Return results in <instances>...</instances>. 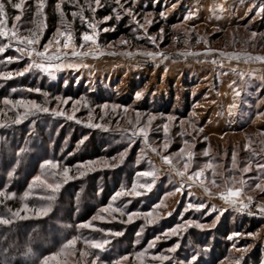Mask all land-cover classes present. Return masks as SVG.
Listing matches in <instances>:
<instances>
[{"label":"rangeland","instance_id":"1","mask_svg":"<svg viewBox=\"0 0 264 264\" xmlns=\"http://www.w3.org/2000/svg\"><path fill=\"white\" fill-rule=\"evenodd\" d=\"M91 2L64 0L61 15L56 10V0H46L43 17L35 14L34 0H24L20 10L6 5L9 28L14 17L22 13L15 21L20 34L44 25L37 48H42L58 28L71 31L76 45H80L83 32L91 31L89 22L109 30L99 32L98 50L95 45L90 49L88 44L77 48L96 50L95 55H65L57 61L65 66L54 75L32 69L22 76L0 79V216L11 221L0 223L2 230L9 228L3 235L0 231V253L12 256L15 244L8 237L21 230V234L34 236V241H46L49 247H57L52 236L63 240L62 247L48 256V264H91L97 255V264H113L122 256L128 258L120 264H141L135 254L145 249L144 264H189L186 258L193 254H198L200 264H236L241 256L239 264H255L257 250L263 255L264 249V214L258 207L264 205V191L255 188L256 183L264 187V170L256 167L257 163L264 164V61L254 59L264 56V0H120L123 7L132 6L135 20L115 0H101L103 7L95 13L89 9ZM110 3L115 9L113 19L116 12L121 13L119 20L129 28L128 34L112 36L115 28L111 20L103 21L100 11ZM161 12L165 15L161 16ZM189 12L194 15L185 19ZM144 30L155 37V43L144 35ZM121 39L127 43L121 44ZM6 42L0 39V45ZM209 48L216 51L205 55ZM60 51L67 53L71 48ZM145 52L164 56L152 58L142 55ZM221 53H236L239 59ZM20 55L9 47L0 54V61ZM30 59L39 62L35 56L24 55L11 63H0V71H19ZM36 88L41 91H29ZM235 91L240 95L235 96ZM5 99L35 101L49 111L29 108L30 114L21 115L19 122L13 123L25 110L5 104ZM233 103L236 108L230 115L229 105ZM113 105L119 107L113 109ZM61 111L65 115L54 114ZM69 115L74 118L68 119ZM137 115L141 124L153 117L147 126V138L131 137L126 131L136 125ZM91 124L103 127H90ZM185 140L189 141L188 150L194 153L188 172L205 167L209 161L214 165L215 185L211 183L213 170L205 171L210 194L204 192L199 181L192 182L189 188L188 173L183 178L177 175V170H184L179 149L185 146ZM165 143L167 149L163 148ZM163 156H169L172 163H165ZM48 160L58 162L57 166L45 164ZM89 161L93 163H86ZM249 162L251 170L243 173L245 183L240 198L247 202L250 196L252 203L241 210L216 194L225 191L226 185L240 187L239 183L231 184L229 177L239 182L241 170ZM65 167L71 179L62 175ZM151 170H155V183L150 191L138 197L112 199L133 183L151 182L153 177L137 175ZM182 180L183 191L174 192ZM56 184L60 185L58 189L49 187ZM161 200L166 207L162 205L158 210L157 222L147 224L143 216L124 222L127 212H147ZM189 202H203L206 207L184 211ZM109 205L121 211H104ZM44 207L49 210L37 214ZM17 211L19 216L14 217L12 213ZM187 220L205 227L193 224L178 236L156 239ZM85 223L94 227H83ZM60 228L70 231L65 235ZM233 233L240 235L232 236ZM73 237H77L74 247L65 248ZM24 239L18 238L20 245L27 244V237ZM104 239L109 243L103 250L84 243ZM150 242L155 246L149 248ZM177 242L176 251L169 252ZM28 251L23 260L36 253ZM159 254L169 259L152 258ZM259 264H264V256Z\"/></svg>","mask_w":264,"mask_h":264},{"label":"snow or ice","instance_id":"2","mask_svg":"<svg viewBox=\"0 0 264 264\" xmlns=\"http://www.w3.org/2000/svg\"><path fill=\"white\" fill-rule=\"evenodd\" d=\"M128 0H125V3H127ZM135 2V0H133V3ZM64 3V0H56V10L59 11L61 13V15H63V8L62 5ZM116 5L122 9L123 12L127 13L129 16H131L133 18V20H135V17L133 16V9L132 6H129L127 8L123 7V5H121L120 0H115ZM10 4L12 8L20 10L23 7L24 4V0H18V2H13V0H0V39H3L5 41H7L6 43L0 45V54L4 53L5 50L9 47L13 48L15 52L20 53V56H6L4 57L3 61H0V63H11L14 60H19L22 59L24 55H27L29 58H32L33 56L39 58V62H37L35 59H30V62L21 70L13 72V71H0V79H11L13 78V76H22L24 75L26 72H29L32 69H38L42 72L48 73L49 75H54L56 70H59L60 68L64 67L65 65L60 62L57 63V61H62V57L65 55H71L72 57H82V56H86V55H95L96 54V50H90L88 52L85 51H77V48H83L85 44H88L90 49L92 45L96 46V49L98 50L99 48V43H98V35L99 32L101 31H108L109 28H98L97 23L95 22H89L88 23V27L91 29V31H85L82 33L81 35V43L80 45H76L74 43V36L72 34L71 31L68 30H61V29H57L56 32L54 33V35L47 41L46 44L43 45L42 48H37V45H39L40 43V36L42 35L43 32V24L41 23L40 25H37L35 28L33 29H27V34H20L19 29L17 28V25L15 24V21H19L20 20V16L22 13L17 14L14 17V22L11 28H9L7 26V14H6V5ZM34 4H35V14L38 17H43L44 15V8L46 7V0H34ZM89 9L95 13L96 9L99 7H103V4L101 3V0H92L91 3H89ZM173 7H175V4L172 5ZM261 10H264V5H262ZM115 12V9L113 10ZM120 14L119 12H116L115 14V19L119 20L120 19ZM73 17H75L77 15V12H73L72 13ZM161 16H164L165 13L161 12L160 13ZM194 15V13L189 12L187 16H185V19H188L189 16ZM81 19H85L83 17V15L81 14ZM113 19L112 16H104L103 17V21H109ZM149 23L151 21H148ZM137 26L140 29H144V25L141 24L139 21H136ZM136 29H133V31H135ZM161 32H163V29H161ZM144 35L148 37L149 40L152 41V43L156 42L155 37L152 36H148L146 30H144ZM253 35H255V33H253ZM121 44H126L127 41L121 39L120 40ZM50 48H54V51L50 52ZM61 48L67 50L71 48L70 52L67 53H62L60 50ZM213 51V49H205L204 54L207 55ZM142 55H146V56H150L152 58H155L156 56H164L163 53H159V52H145L142 53ZM199 55V54H197ZM222 56H226V57H234L236 59H239V54L236 53H232V54H228V53H221ZM166 58V57H164ZM253 58V57H250ZM254 59L259 60V61H264V56H256L254 57ZM213 63H217L216 60H213ZM219 63H223V61H219ZM67 67H74V65L72 64H68ZM233 71H235V69H233ZM29 91H36V92H40L41 90L39 88L36 89H29ZM141 95V93H136V97L139 98ZM235 96H239L240 92L239 91H235L234 92ZM65 103H67V101H64ZM5 104H11L13 105V107H17V106H21L24 108V112L21 114H18L16 119L13 121V123H18L20 120V116L21 115H27L30 114L29 113V108L35 109L36 111L39 112H48L49 109L47 107H43L41 105L36 104L35 101H24V100H18V101H12L9 99H5L4 101ZM105 108L108 107V105H104ZM116 107H119L118 105H113V109H115ZM236 108V104H230L229 105V114H232V109ZM55 115H65L64 112H54ZM259 115V114H258ZM68 119H73L74 117L69 115L67 117ZM153 117L149 116L147 118V121L145 124H141L140 120H139V115H137V121H136V125H134L133 129L130 130H126V131H130L131 133V137H136L137 135L142 136L144 138H147L148 135V128L147 126L151 123ZM169 119H173L172 117H169ZM90 127H96V128H100L103 127V125L101 124H91L89 125ZM164 131L165 133H167V125H165L164 127ZM200 131H202V129H200ZM184 147H181L179 149V153L181 155V157L184 159V165H183V171L181 170H177V175H179L180 177H184L185 173H188L187 175V180H188V187L191 188L192 187V182L194 181H199L200 185L203 187V190L205 193H209L210 194V189L205 185V180H206V175H205V171L206 169L209 170H213L212 171V177L213 179L211 180V183L213 185L216 184V172L214 170V165L211 161H209L205 167L203 168H198L192 172H188V169L190 167V161L194 155V153L190 150H188V145H189V141L185 140L184 141ZM246 148L248 147L247 145L245 146ZM164 149L168 148V144L165 143L163 145ZM153 151H155V149H153ZM205 155H208L207 152L204 153ZM257 155H259V153H256ZM121 156H123V153H121ZM162 159L164 160L165 163L171 164L172 161L169 159V156H163ZM236 156L235 153H233L232 156V162H233V167L236 166ZM88 164H92L93 162L89 161L86 162ZM45 164L52 166L53 168H55L58 164V162H54L52 160H48L45 161ZM109 166H114V165H109ZM257 169L260 170H264V164L261 163H257L256 164ZM251 170V162H249L248 164H246L243 169L241 170V180L239 182H237L235 180V177H229V181L231 182V184H236L239 183L240 187H235V186H227L226 185V189L223 192L217 193L216 195H219L222 199H224L227 203L232 204V205H239V208L241 210L247 209L249 204L252 203V197H247V202H245V200L241 199V192L243 189V185L245 183V180L243 178V173H247ZM69 173V169L67 167H65L63 169L62 175L65 177V179H71V177L68 175ZM84 173L81 172V175H83ZM9 175H11V172L9 173ZM137 175L139 176H144V177H153L151 182H146V183H141V184H137V183H133L131 185L130 189H122L121 191H118L115 193V195L112 197L113 200H115L117 197L126 195L129 197H138L141 195H144L147 191H150L153 187V184L155 183V170H151V171H142L140 173H138ZM36 179H39V177H37ZM59 184L56 185H49V187H52L53 190L58 189L59 188ZM184 188V181L182 180L180 183L179 187H176L174 189V192H182ZM255 188L256 189H260L261 191H264V187H262V185L260 183H256L255 184ZM172 193H168L167 195H171ZM2 195V194H0ZM127 203H131V200H128ZM164 205L163 200L159 201L157 204H155L151 210L147 211V212H140L138 210L136 211H129L126 213L127 215V220H125L124 222H131L135 217H139V216H143L145 218V221L147 224H153L155 222H157L160 219V212L158 211L161 206ZM164 207H166V205H164ZM206 205L201 202V203H191L189 202L188 204L185 205L184 211H188L189 209H195L196 211H199L200 209L205 208ZM259 211L261 214H264V205H259ZM109 209H111L113 212H120L121 209L120 208H113L112 205H109L108 208L104 209V211H108ZM24 210L27 211L28 210V205L25 204L24 205ZM49 210V208L44 207V208H40L37 210V214H45L47 211ZM215 210V207L213 206V209ZM167 215H170L171 213H166ZM12 215L15 216H19V211L12 213ZM102 218V217H101ZM93 219H96V217H94ZM11 221L3 216H0V223H4V224H8ZM195 224L196 227L198 228H204L205 225L203 224H199L195 221L192 220H187L184 223L181 224H176L174 227L166 230L164 233L161 234V236H157L156 239H161L163 238H168L169 236H178L181 234V232L183 230H186V228L188 226H191ZM83 227H94V225H91L90 223H85L82 225ZM113 235H119V233H113ZM240 235V233H233L232 236H238ZM247 235H251L254 236L256 235L255 233H248ZM232 237L230 236L229 239H231ZM77 237H73L72 239L68 240L65 244V248H70V247H74L75 243H76ZM84 243L86 245H89L91 248L93 249H99V250H103L105 245H107L109 243V241L107 239L104 240H85ZM155 244L154 242H150L148 247H154ZM179 247V243L177 242L176 244H174L170 249H168L169 252H175L176 248ZM147 254V249L137 252L135 254L136 259L141 261V264H144L143 258L146 256ZM81 255L83 256L84 253L81 252ZM128 257L127 256H122L119 258L118 261L113 262V264H120V261L126 260ZM153 259H159V260H168L169 256L163 255V254H159V255H153L152 256ZM243 257H239L237 258L236 264H239L240 259H242ZM50 258H45L44 261L42 262V264H48V260ZM189 261V264H200V261L198 259V254H193L190 258H186ZM99 260V256H95L94 259L92 260L91 264H97V261ZM102 264V262H101Z\"/></svg>","mask_w":264,"mask_h":264},{"label":"trees","instance_id":"3","mask_svg":"<svg viewBox=\"0 0 264 264\" xmlns=\"http://www.w3.org/2000/svg\"><path fill=\"white\" fill-rule=\"evenodd\" d=\"M65 7L67 10L69 9L68 4H66ZM150 7L153 10V7L152 6H150ZM113 10H114V5H113V3H110L109 5H106L105 9L100 11L101 12L100 15L101 16H112V15H114ZM53 20H55V17L53 18ZM110 24L113 28H115L114 29L115 31L112 34V36L126 35L129 32V28L127 27V25L122 23L120 20L111 19ZM81 30H83V31L86 30V27L81 26ZM3 182H5V181H3ZM23 226L24 225H22V228H23ZM2 229H3V227H0V231L2 232V235H3V232H6L7 230H9V228H7V227L4 228L5 230H2ZM60 229H58V230H60ZM69 231H70L69 229L65 228V229H61L60 232L66 235L69 233ZM13 236L15 237L14 239L12 238ZM19 237H21L23 240H25L24 238L27 237V244L25 243L24 245H20V241L18 240ZM33 237L34 236H31V235H27V234L24 235L23 233L21 234V230L13 231L11 233V235H9L8 240L10 242H14L15 250L13 249L10 252L12 256H9L10 254L2 255V253H0V264H40L45 258H48V256L50 254H52L56 250L60 249L63 245V243H62L63 240H61V242H60V240H58V237L56 235L52 236V240L57 245V247L47 246L46 241L42 240L41 238L34 241ZM16 239L19 241V243H17ZM31 241H33L32 244L29 243ZM28 249L36 251V253L34 256L29 255V256H27V259L23 260L22 258L24 256V254L29 252ZM18 252H20L21 254L23 253V254L21 255ZM262 256H264V249H263V255L261 254L260 250H257V254L254 256L255 264H259L261 262Z\"/></svg>","mask_w":264,"mask_h":264}]
</instances>
